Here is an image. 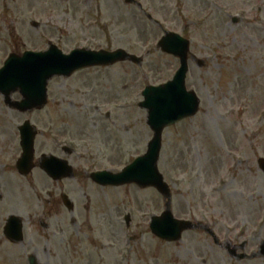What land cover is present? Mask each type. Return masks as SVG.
Instances as JSON below:
<instances>
[{
  "label": "rangeland",
  "instance_id": "obj_1",
  "mask_svg": "<svg viewBox=\"0 0 264 264\" xmlns=\"http://www.w3.org/2000/svg\"><path fill=\"white\" fill-rule=\"evenodd\" d=\"M138 1L160 26L124 0H0V67L10 53L44 51L49 42L63 52L77 46L120 47L143 58L140 66L124 61L48 81L50 106L67 108L59 123H79L65 135L80 138L81 177L56 185L44 176L31 190L17 174L15 182L2 178L21 215L24 239L12 244L1 232L7 199L0 210V264H27L29 254L48 264H264V257H252L264 240V174L257 165L264 158V0ZM165 31L190 40L186 86L200 100L195 117L163 132L158 169L171 189V213L208 222L220 241L247 255L244 259L231 257L200 230L170 244L158 239L149 223L166 202L156 189L101 187L83 173L106 167L118 171L144 152L152 133L145 110L137 105L141 91L170 80L179 66L156 48ZM90 88L102 99L96 103L99 112L92 97L73 99L84 92L93 96ZM24 115L7 108L0 94V163L19 151L15 126ZM30 116L40 124L42 112ZM35 141L37 156L48 150L40 134ZM219 180L220 191L215 189ZM203 181H208L204 197H193ZM61 184L76 204L74 213L59 204L50 220L44 217L50 227L42 228L37 188L57 194ZM46 207L56 206L44 201Z\"/></svg>",
  "mask_w": 264,
  "mask_h": 264
},
{
  "label": "water",
  "instance_id": "obj_2",
  "mask_svg": "<svg viewBox=\"0 0 264 264\" xmlns=\"http://www.w3.org/2000/svg\"><path fill=\"white\" fill-rule=\"evenodd\" d=\"M162 50L180 58V68L176 72L172 81L162 86H148L143 92L144 101L141 107L147 109V124L154 135L148 145L147 152L130 164L124 173L107 174L100 172L92 174L95 182L104 185H122L126 183H136L139 187L153 186L165 198L166 210L159 216L153 217L150 223L152 232L166 240L176 241L181 233L187 230L190 222L179 221L173 218L169 209L170 192L168 186L163 182L156 167V160L161 147L162 130L185 117L194 115L198 109V99L193 92L185 89V75L187 71L188 41L177 35H167L161 41ZM138 62L134 56H128L122 51L115 53L108 52H72L70 55H63L55 47L47 52L32 53L25 52L21 57L11 54L0 69V93L4 96L6 105L16 107L20 111L41 108L45 103L47 81L56 75L68 76L74 71L90 65H109L125 59ZM19 91L23 97L20 103H12L10 94ZM21 145L23 148V158L18 166L20 172L25 173L31 167L32 147L35 133L32 128L25 124L20 128ZM259 165L264 171V160L259 161ZM50 168L56 169L54 164ZM57 177V175L55 176ZM127 222L129 218H126ZM10 222L13 228L6 233L9 238L20 241L21 224L20 220L12 217ZM264 254V243L261 246ZM34 259L31 258V264Z\"/></svg>",
  "mask_w": 264,
  "mask_h": 264
},
{
  "label": "flooded vegetation",
  "instance_id": "obj_3",
  "mask_svg": "<svg viewBox=\"0 0 264 264\" xmlns=\"http://www.w3.org/2000/svg\"><path fill=\"white\" fill-rule=\"evenodd\" d=\"M88 90L90 91L91 88ZM91 92L94 94L93 96H88L89 94L84 92L81 97L73 98V99H80L81 101L84 100L85 102H87L92 97L94 103L95 102L101 103L102 102L101 97H99L98 94L96 95V92H94L93 90ZM88 104L91 105L90 102H88ZM64 110H67V108L59 106L58 108L55 107L54 109V107H51L49 104H46V107H45L46 114H45L44 107H43L42 118L40 121V125L42 128L40 135L42 136L43 143H44V138H45L46 144L49 143V137L51 133H55L57 135L60 144H57L56 146L51 145L49 151H47V154L53 155L59 159L66 161V163L68 164L69 170H64V172H66L68 176L63 179L55 180L52 177L48 176L46 172H44V162L41 161L42 158H44V149L39 155V158H41V160L35 157L36 159L34 158V166L29 171V173L25 176L20 175L18 174L16 170V160L20 152L19 151L13 152V154L10 157V160L3 161L2 163H0V210L6 208V200L7 199L9 200V196H10V193L8 190V184L5 180H2V178L10 179L11 181L15 182V178L17 174L20 178H23L27 182L26 188L28 190L29 189L31 190V189H34L33 184L35 181H44V176L50 181L54 182L56 185H59V183H64L65 181H75L77 178L81 177L82 164H81L80 152H79V147H78L80 146V138L77 135L72 136V137L69 136L71 134L69 130H73L74 128H76L77 124L79 123H76V121L75 122L61 121L59 123V119L61 118L60 113L63 114L62 112ZM93 110L98 111V109L96 108ZM30 114L31 113H29L28 116ZM44 114L46 115L45 119H44ZM66 132H68L69 135H65ZM67 143H71L73 145L68 146ZM83 172L85 173L84 175L88 176L87 171H83ZM38 175L41 176L42 179L38 177ZM207 183L208 181H203L201 183L203 187H199V189L196 190V192L200 194L202 197H204V192L207 189ZM37 189L39 190V193L41 194L40 200L41 201L43 200L42 204L40 205L41 212L39 213V216L42 217V219L38 220V223L42 228L47 229L50 227L49 225L50 223L48 221H44V217L46 218L49 217V219L47 220H50L53 217V213L56 211L57 206H59V204L62 205L61 196L64 193V191H66L65 184H61L60 192L57 194L53 193L51 190L44 189V186H40V188L38 187ZM44 190H46V195H47V198L45 200H44ZM65 193L68 196L69 195L71 196L70 192L66 191ZM44 201L45 203H55L56 207L52 208L51 210H48L47 207L43 209ZM7 210L9 211H7L6 215L17 214L16 212L17 209L14 204L11 205L10 200H9V204L7 205ZM203 229L205 230L207 234L210 233L208 226L206 228L204 227ZM42 236L44 237V235ZM211 237L213 238L212 235ZM213 241L214 243L219 245L218 240H214L213 238ZM226 247L228 249L231 246L229 243H227Z\"/></svg>",
  "mask_w": 264,
  "mask_h": 264
}]
</instances>
